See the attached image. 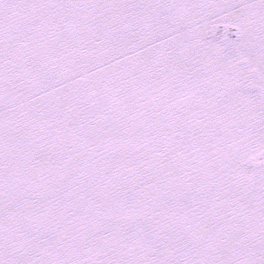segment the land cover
<instances>
[{
    "label": "snow or ice",
    "instance_id": "6c2138e0",
    "mask_svg": "<svg viewBox=\"0 0 264 264\" xmlns=\"http://www.w3.org/2000/svg\"><path fill=\"white\" fill-rule=\"evenodd\" d=\"M0 264H264V0H0Z\"/></svg>",
    "mask_w": 264,
    "mask_h": 264
}]
</instances>
